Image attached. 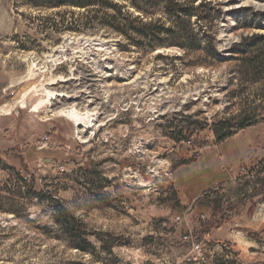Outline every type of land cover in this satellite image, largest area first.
Segmentation results:
<instances>
[{
	"label": "rangeland",
	"instance_id": "1",
	"mask_svg": "<svg viewBox=\"0 0 264 264\" xmlns=\"http://www.w3.org/2000/svg\"><path fill=\"white\" fill-rule=\"evenodd\" d=\"M177 1L220 9L217 58L129 46L78 8L0 0V264H264V197L236 203L233 192L264 156V80L232 54L264 35V0ZM69 107L79 127L60 113ZM257 107L256 125L217 143L215 125ZM207 190L233 210L193 252L211 219L197 205ZM57 206L81 238L55 223Z\"/></svg>",
	"mask_w": 264,
	"mask_h": 264
},
{
	"label": "trees",
	"instance_id": "2",
	"mask_svg": "<svg viewBox=\"0 0 264 264\" xmlns=\"http://www.w3.org/2000/svg\"><path fill=\"white\" fill-rule=\"evenodd\" d=\"M26 1L35 7L49 9L74 7L84 10L87 14L85 17L82 15L85 24L95 20L101 27L123 37L129 46L138 49L147 48L149 51H153L158 48L176 47L187 53L203 52L209 58H217L212 27L214 22L220 18L221 11L210 3L195 5V1L181 3L177 0H120L139 13L138 16H133L126 10L127 5L115 3L114 0ZM158 14L161 15V19H154ZM248 27L250 26H244V28ZM232 54L242 62L244 70L254 83L264 80V35H252L243 39L241 43L233 47ZM258 110V107L251 109L250 113L244 117L240 116L238 120L230 119L218 123L219 126L215 125L213 132L217 143L220 144L235 136L237 132L256 125L262 114ZM182 120L179 123L181 127L179 135H190L189 119L183 117ZM187 162H183V165L188 164ZM242 169L234 180L233 192L238 196L236 203L264 197V156L249 168ZM252 174L254 176L251 179ZM35 195L36 198H44L40 193ZM222 198L223 195L218 190H207L203 192L201 199H197L198 206L210 209L211 219L204 225L206 228L200 237H195V243L208 236L212 226L215 225V229H220V222L231 216L233 207L231 205L224 207ZM55 212V223L74 240L85 234L80 222L72 217L66 209L57 206ZM97 239L102 243V246L108 245L111 248L123 244L120 239L109 238L104 241L100 235L97 236ZM147 241H149L148 244H154L155 240L149 238ZM81 242L82 245H79L81 247H77L78 249H83L84 245L90 246L86 240Z\"/></svg>",
	"mask_w": 264,
	"mask_h": 264
},
{
	"label": "bare ground",
	"instance_id": "3",
	"mask_svg": "<svg viewBox=\"0 0 264 264\" xmlns=\"http://www.w3.org/2000/svg\"><path fill=\"white\" fill-rule=\"evenodd\" d=\"M64 97V95H62V94H55V97ZM54 98V97H53ZM52 100V99H51ZM65 109V108H64ZM59 111V110H58ZM60 113H67V114H64V115H66V118H68V119H70L71 121H73L74 122V124L75 125H77V127H79V125L77 124V122H78V120L79 119H82L81 117H80V114H78V112L75 110V109H73V108H70L69 107V109H67L66 108V110H62ZM82 115V114H81ZM85 118V117H84ZM83 118V119H84ZM81 133V132H80ZM77 135L78 136H80L79 135V130H77ZM83 141V140H82ZM86 141V140H85ZM85 141H83V142H85Z\"/></svg>",
	"mask_w": 264,
	"mask_h": 264
},
{
	"label": "built area",
	"instance_id": "4",
	"mask_svg": "<svg viewBox=\"0 0 264 264\" xmlns=\"http://www.w3.org/2000/svg\"><path fill=\"white\" fill-rule=\"evenodd\" d=\"M197 155H200L199 153H197ZM243 170V169H242ZM245 174V173H244ZM253 176H254V174H252L251 176H250V178L252 179L253 178ZM235 180V179H234ZM201 218H203V217H201ZM183 239L185 240V241H191L192 240V236H191V234H189V235H186V236H184L183 237ZM200 244L199 243H195V242H193L192 243V251L193 252H198V251H200Z\"/></svg>",
	"mask_w": 264,
	"mask_h": 264
}]
</instances>
